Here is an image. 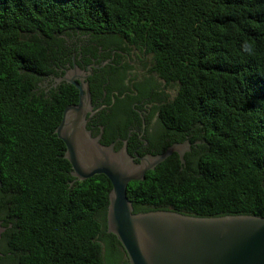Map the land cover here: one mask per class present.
Masks as SVG:
<instances>
[{
	"label": "trees",
	"instance_id": "1",
	"mask_svg": "<svg viewBox=\"0 0 264 264\" xmlns=\"http://www.w3.org/2000/svg\"><path fill=\"white\" fill-rule=\"evenodd\" d=\"M130 46L177 86L160 107L174 140L203 141L128 184L134 212L264 216V0H0L1 242L12 264H129L108 232L111 181L76 179L56 133L79 90L40 82L73 56ZM140 97L113 108L130 112Z\"/></svg>",
	"mask_w": 264,
	"mask_h": 264
},
{
	"label": "water",
	"instance_id": "2",
	"mask_svg": "<svg viewBox=\"0 0 264 264\" xmlns=\"http://www.w3.org/2000/svg\"><path fill=\"white\" fill-rule=\"evenodd\" d=\"M86 78L71 80L79 90V101L65 108L56 133L66 144L65 158L76 179L104 174L111 181L108 232L121 242L129 264H264V216L134 212L128 184L144 180L149 170L175 152L184 163V152L172 145L164 154L142 158L137 164L125 148L116 150L102 143L100 136H93L87 129L94 106ZM3 231L0 222V239Z\"/></svg>",
	"mask_w": 264,
	"mask_h": 264
},
{
	"label": "flooded vegetation",
	"instance_id": "3",
	"mask_svg": "<svg viewBox=\"0 0 264 264\" xmlns=\"http://www.w3.org/2000/svg\"><path fill=\"white\" fill-rule=\"evenodd\" d=\"M102 53L104 52H100L101 55L87 63L77 62L73 56L72 64L67 63L55 76L43 78L40 82L41 88L46 92L56 90L63 84H71V80L78 81L79 78L87 76L86 81L91 89L92 100L94 99V113L88 115L87 129L93 136H100L102 143L106 141L109 144H104L113 145L116 150L125 148L137 164L141 163L142 158L164 154L172 145H177L185 156L203 143L201 137L197 138L194 132L187 131L182 141L174 140L178 138L172 132L174 127H166L161 123L160 107L176 98L177 86L167 84L152 72L150 52L130 46L113 48ZM130 94L141 96L134 100L132 111L113 108L116 97L123 98ZM120 117L124 119L120 120ZM104 123L110 127L108 131ZM117 123L119 128L114 133L112 128ZM193 137L195 139L192 141ZM0 222L4 227L3 234L7 227L4 220L0 219ZM1 240L2 236L0 264H12L11 253L5 254L7 247Z\"/></svg>",
	"mask_w": 264,
	"mask_h": 264
}]
</instances>
